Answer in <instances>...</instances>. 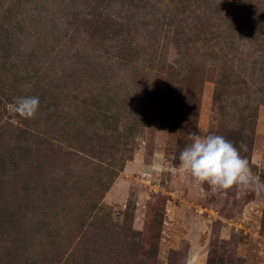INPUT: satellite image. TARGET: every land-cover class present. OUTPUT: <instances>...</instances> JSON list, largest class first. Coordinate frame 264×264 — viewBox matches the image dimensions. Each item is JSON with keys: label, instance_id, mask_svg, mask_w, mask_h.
Segmentation results:
<instances>
[{"label": "rangeland", "instance_id": "1", "mask_svg": "<svg viewBox=\"0 0 264 264\" xmlns=\"http://www.w3.org/2000/svg\"><path fill=\"white\" fill-rule=\"evenodd\" d=\"M190 132L264 184V0H0V264H264V190L181 171Z\"/></svg>", "mask_w": 264, "mask_h": 264}, {"label": "clouds", "instance_id": "2", "mask_svg": "<svg viewBox=\"0 0 264 264\" xmlns=\"http://www.w3.org/2000/svg\"><path fill=\"white\" fill-rule=\"evenodd\" d=\"M38 96L17 97L11 110L25 119H34L39 111ZM190 143L179 153L180 169L197 183H207L213 191L232 187L264 190L251 170L249 160L224 136L190 132Z\"/></svg>", "mask_w": 264, "mask_h": 264}]
</instances>
